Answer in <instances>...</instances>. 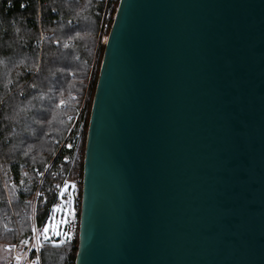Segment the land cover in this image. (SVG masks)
<instances>
[{
  "label": "water",
  "instance_id": "95a60500",
  "mask_svg": "<svg viewBox=\"0 0 264 264\" xmlns=\"http://www.w3.org/2000/svg\"><path fill=\"white\" fill-rule=\"evenodd\" d=\"M75 264H264V0L119 1Z\"/></svg>",
  "mask_w": 264,
  "mask_h": 264
},
{
  "label": "trees",
  "instance_id": "16d2710c",
  "mask_svg": "<svg viewBox=\"0 0 264 264\" xmlns=\"http://www.w3.org/2000/svg\"><path fill=\"white\" fill-rule=\"evenodd\" d=\"M112 2L113 20L119 0ZM105 8L106 0H0V243L32 233L41 175L60 181L53 173L71 168L75 121L97 83L89 76ZM82 168L78 161L74 172ZM46 212L38 200L37 222ZM53 240L42 264H75L79 239L75 246Z\"/></svg>",
  "mask_w": 264,
  "mask_h": 264
},
{
  "label": "built area",
  "instance_id": "2783aa9c",
  "mask_svg": "<svg viewBox=\"0 0 264 264\" xmlns=\"http://www.w3.org/2000/svg\"><path fill=\"white\" fill-rule=\"evenodd\" d=\"M120 1V0H119ZM113 4L112 0H106V8L101 22L100 34L103 38V43H106L109 31L111 29L113 20L111 14V5ZM88 100L89 93H87L82 107L79 110V114L76 118L75 125L79 123V130L75 135V143L77 145V150L71 168L64 172L62 167L53 173L56 177L58 175L62 176L60 181L45 180V174L41 175V180L39 182L38 188L35 194V203H34V213H33V231L30 236L23 243V255H26L24 264H42L41 254L42 249L44 248L48 235L44 232V227L53 215L55 207L59 205H65V203L70 204L71 208V218L66 227V234L63 236L65 243L75 246L76 241L79 239V230H80V216H81V204H82V189H83V168L74 172L76 169L77 162L84 163V154H85V145L88 134ZM82 115V118H80ZM74 125V126H75ZM71 142L66 143V147H72ZM68 160V159H66ZM63 199V200H62ZM43 200V203L47 204V212L41 223L37 222L36 216V206L37 201ZM8 249H11L15 252L16 257L21 259L22 256L17 254L18 245L13 244L7 246ZM16 264V263H15Z\"/></svg>",
  "mask_w": 264,
  "mask_h": 264
},
{
  "label": "rangeland",
  "instance_id": "374dc122",
  "mask_svg": "<svg viewBox=\"0 0 264 264\" xmlns=\"http://www.w3.org/2000/svg\"><path fill=\"white\" fill-rule=\"evenodd\" d=\"M104 50H105V43H103V38L99 31L97 44L94 49L92 63L90 67L89 83L92 81L93 84L94 81L98 79ZM87 93H89V100H88V104H89L90 101L92 102L95 93V91L94 92L92 91L90 85L87 87ZM71 214L72 212L69 203H65V205L61 204L59 205V207H55L53 215L51 216V218L44 227V232H45V228L47 226V231L45 233L46 235H48V238H54L53 243L56 244L65 243L63 236L66 234V227L67 224L69 223V219L71 218ZM30 234L17 242L0 243V260L3 261L4 264H15V263L24 264L26 255L22 256L24 252L23 243L30 236ZM13 244L18 245L17 254L22 256L21 259L16 257V254L13 250L7 248V246ZM43 264H44V260H43Z\"/></svg>",
  "mask_w": 264,
  "mask_h": 264
},
{
  "label": "snow or ice",
  "instance_id": "6c2138e0",
  "mask_svg": "<svg viewBox=\"0 0 264 264\" xmlns=\"http://www.w3.org/2000/svg\"><path fill=\"white\" fill-rule=\"evenodd\" d=\"M23 6V5H22ZM47 231V226H46V228H45V232Z\"/></svg>",
  "mask_w": 264,
  "mask_h": 264
}]
</instances>
